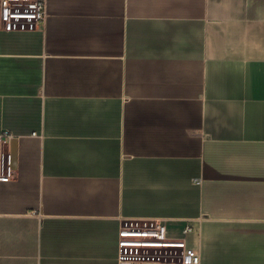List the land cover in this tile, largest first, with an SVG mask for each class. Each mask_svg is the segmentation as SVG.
<instances>
[{
  "label": "crops",
  "instance_id": "1",
  "mask_svg": "<svg viewBox=\"0 0 264 264\" xmlns=\"http://www.w3.org/2000/svg\"><path fill=\"white\" fill-rule=\"evenodd\" d=\"M45 1L0 30V264H121L130 220L264 264V0Z\"/></svg>",
  "mask_w": 264,
  "mask_h": 264
},
{
  "label": "built area",
  "instance_id": "2",
  "mask_svg": "<svg viewBox=\"0 0 264 264\" xmlns=\"http://www.w3.org/2000/svg\"><path fill=\"white\" fill-rule=\"evenodd\" d=\"M47 11L45 0H0V30L1 31H34L43 29L46 24ZM13 135L3 130L0 132V181H10L15 177L13 156L10 151ZM7 150L4 152L3 148ZM143 228L138 230L137 228ZM192 231L186 226L183 235ZM121 264H200L199 254L186 247L184 238L175 241L167 237L166 227L162 221H124L120 229ZM143 240H139V239ZM138 246L168 247L174 253H166L149 260L146 253L133 254V248ZM130 252V260L126 254ZM161 252V251H160ZM129 257V256H128ZM146 260H138L139 258ZM164 258V259H161Z\"/></svg>",
  "mask_w": 264,
  "mask_h": 264
},
{
  "label": "rangeland",
  "instance_id": "3",
  "mask_svg": "<svg viewBox=\"0 0 264 264\" xmlns=\"http://www.w3.org/2000/svg\"><path fill=\"white\" fill-rule=\"evenodd\" d=\"M138 230H143V228L139 227L137 228ZM139 239V238H138ZM139 240H143L142 238L139 239ZM136 250L138 251V253H146L147 256L149 257L148 259L151 260L152 258L150 257H157V255L159 256V254L161 253V255L163 254H170V253H174V250L173 249H170L168 247H157V246H147V247H144V246H138L136 248H133V254L136 253ZM161 251V252H160ZM131 253L128 252L126 254V259L127 260H130V255ZM129 256V257H128ZM146 260L147 258H139L138 260ZM161 259H164V258H161Z\"/></svg>",
  "mask_w": 264,
  "mask_h": 264
},
{
  "label": "water",
  "instance_id": "4",
  "mask_svg": "<svg viewBox=\"0 0 264 264\" xmlns=\"http://www.w3.org/2000/svg\"><path fill=\"white\" fill-rule=\"evenodd\" d=\"M13 141H11V143H12Z\"/></svg>",
  "mask_w": 264,
  "mask_h": 264
}]
</instances>
